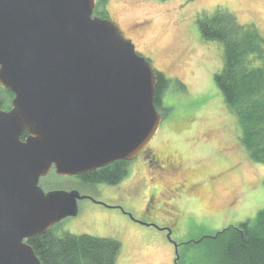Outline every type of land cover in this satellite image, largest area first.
<instances>
[{"label": "water", "instance_id": "1", "mask_svg": "<svg viewBox=\"0 0 264 264\" xmlns=\"http://www.w3.org/2000/svg\"><path fill=\"white\" fill-rule=\"evenodd\" d=\"M96 5L0 0V87L14 95L0 109V264H42L28 240L76 217L89 197L46 191L42 177L135 160L162 125L157 70Z\"/></svg>", "mask_w": 264, "mask_h": 264}, {"label": "rangeland", "instance_id": "2", "mask_svg": "<svg viewBox=\"0 0 264 264\" xmlns=\"http://www.w3.org/2000/svg\"><path fill=\"white\" fill-rule=\"evenodd\" d=\"M217 7L228 9L240 23L254 24L264 33V0H107L105 5L108 19L117 23L126 38L133 40L137 52L170 80L158 108L164 116L162 125L149 149L171 157L183 166L186 177L201 185L194 193L197 201L178 202L175 209L165 205L161 218L153 220L145 217L143 202L140 208L131 210L106 198L101 186L92 187L94 192L90 186L53 173L40 180L45 190L68 187L64 183L69 182L70 188L77 185L84 193L116 204L106 209L87 199L80 200L76 217L55 224L59 233L119 239L123 248L118 264H175L176 252L163 230L136 223L120 209L133 211L135 219L144 216V220H153L160 227L168 225L167 209L184 213L185 217L173 225L172 237L184 244L212 237L226 226L254 218L264 208V164L248 157L239 141L236 116L227 109L215 82L214 76L224 63L223 46L219 41H206L199 31L198 19L204 14L213 15ZM153 176L139 168L131 174V184L125 182L124 189L130 193L137 190L141 201L147 199L144 185ZM155 183L162 186L158 179ZM184 196L191 198L188 192ZM121 214L124 220L120 222L116 216ZM186 251H195V255ZM195 256L193 245L180 248L182 264Z\"/></svg>", "mask_w": 264, "mask_h": 264}, {"label": "trees", "instance_id": "3", "mask_svg": "<svg viewBox=\"0 0 264 264\" xmlns=\"http://www.w3.org/2000/svg\"><path fill=\"white\" fill-rule=\"evenodd\" d=\"M106 3L107 0H97L95 15L109 18ZM198 26L206 41H219L223 46L224 63L214 76L217 88L227 109L236 116L239 141L248 157L264 164V33L254 24L240 23L234 13L223 7H217L213 15L200 17ZM169 82L157 70L154 102L158 108ZM13 96L9 89L0 87V109L9 106ZM117 176L116 172H108L87 178L112 182ZM55 226L28 240L42 264H118L123 248L119 239L59 233ZM188 245L196 250L188 264H264V208L254 218L226 226L212 237ZM189 254L194 256L195 251ZM181 260L180 257L178 264H182Z\"/></svg>", "mask_w": 264, "mask_h": 264}, {"label": "flooded vegetation", "instance_id": "4", "mask_svg": "<svg viewBox=\"0 0 264 264\" xmlns=\"http://www.w3.org/2000/svg\"><path fill=\"white\" fill-rule=\"evenodd\" d=\"M11 103H12V100H11ZM11 103L9 104V106L3 108V110H6V111L9 110L11 108ZM149 147L150 146H148V148L144 150L135 160H127V161L126 160H116V162L106 165L105 167L97 168L95 169V171H92V172H86L85 174H82V175L64 176V177L66 180L70 182H74L76 180L80 184H83L84 186L85 185L90 186L91 191L94 190V192L96 191V189H92V187L101 186V188H103L104 190V195L106 198L112 201L114 200H116L117 202L119 201L127 205V207H130L131 210H136L137 208H140L142 206L141 203L143 202L144 205L141 207V209L145 213V217L148 216L153 220L154 219L159 220V218H161L160 212L163 209H165L164 208L165 205H168V208L170 209L172 208L175 209V204H177L178 202H184L185 204L186 203L191 204L193 203V201H197L195 197L196 194L194 195V193L199 190V187L201 188V185L198 182H196V180L186 177V175L184 174V168L182 165L177 164V162L172 160L171 157L162 155L160 151L159 153H153L152 150L149 149ZM149 167L151 168L152 172L148 170ZM139 168L145 171V175L147 174L154 175L153 177L149 179V183L146 182L148 177L143 178L144 181L146 182L144 187L147 188L146 193L148 194V196H147V199L144 198L142 201L141 199H139V197H137L139 196V192H137V190L134 191L133 193H130L129 189L128 190L124 189L125 182L128 180L130 181L131 174L138 171ZM153 169L155 171H153ZM108 172L109 173L116 172V175H118L116 177L117 180L112 181V182L105 181V180H99L95 182L87 178L90 175H96L97 173H102L105 175ZM53 173L59 177L64 178L63 176L58 175L56 171H54V169H53V172H51L49 175ZM46 178H44V180ZM156 179H158V181L162 183V186H160L158 183H155ZM64 184H68V187H59V188L55 187L54 189H61V190L77 189L78 191L81 192L82 195H88L89 197H86V199L91 201L94 205L99 204L105 207L106 209H108L109 207L113 208L114 207L113 205H116V204L112 205L109 203L107 204L106 202L93 197L92 194L90 193H87V192L84 193L83 191H81L82 189L77 185L70 188L69 182H66ZM130 184H131V181L129 182L128 185ZM136 187L139 189V185ZM163 188L165 192H162ZM54 189H49V190H54ZM49 190L47 189L46 191H49ZM185 192H188L189 197H191L190 199L189 198L187 199L184 196ZM86 199H83V200H86ZM79 201L80 200H78V202ZM78 205H79V210H80V202L78 203ZM120 210L125 214V216H127L132 221H135L136 223H139L140 220H142L143 222L149 223L150 225L148 226H151V225L154 226V223L152 222L153 220H151V222H148L144 220L145 218L144 216L141 217L140 219L135 220L134 216L132 215L133 211L126 212L122 209ZM166 212H168L166 216L169 217V218L166 217L168 225H163L162 227L165 229H162V230L167 240V235L169 233H171V238L173 237V234L175 231V229L173 228V225L176 224L177 221H181V219L184 218L185 216H184V213L178 214L174 211H170L169 209H167ZM116 218H117V221H120V222L124 220V216L122 214L119 216H116ZM182 247L183 245L180 244L178 247V251H180L179 249Z\"/></svg>", "mask_w": 264, "mask_h": 264}, {"label": "bare ground", "instance_id": "5", "mask_svg": "<svg viewBox=\"0 0 264 264\" xmlns=\"http://www.w3.org/2000/svg\"><path fill=\"white\" fill-rule=\"evenodd\" d=\"M55 224H57V223H55ZM54 226H55V225H54ZM54 226H53V227H54Z\"/></svg>", "mask_w": 264, "mask_h": 264}]
</instances>
